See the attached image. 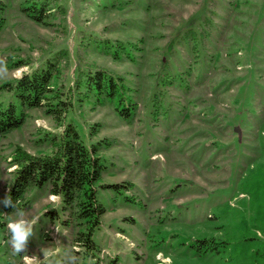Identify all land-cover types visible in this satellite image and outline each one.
I'll list each match as a JSON object with an SVG mask.
<instances>
[{
  "label": "rangeland",
  "instance_id": "374dc122",
  "mask_svg": "<svg viewBox=\"0 0 264 264\" xmlns=\"http://www.w3.org/2000/svg\"><path fill=\"white\" fill-rule=\"evenodd\" d=\"M47 1L39 25L25 0H0V87L59 56L61 91L73 61L121 75L137 109L125 123L108 106L74 103L78 133L98 122L92 140L110 141L92 249L74 246L79 226L45 187L28 189L24 211L1 207L13 149L47 153L43 134L60 126L29 109L0 136V264H264V0ZM107 39L124 44L115 65L94 53Z\"/></svg>",
  "mask_w": 264,
  "mask_h": 264
},
{
  "label": "trees",
  "instance_id": "16d2710c",
  "mask_svg": "<svg viewBox=\"0 0 264 264\" xmlns=\"http://www.w3.org/2000/svg\"><path fill=\"white\" fill-rule=\"evenodd\" d=\"M25 2L27 4L20 10L28 19L39 25H49L52 9L47 0ZM106 43L109 45L105 51L101 49L94 53L104 54L114 65L127 57L123 43L116 39H107ZM113 45L115 49H110ZM118 48H121L120 52ZM63 51L58 53L63 54ZM59 58L51 56L38 68L0 87L7 100L5 105L0 101V136L21 127L29 109H43L44 114L60 126L55 135L43 134L42 141H46L50 148L47 153L30 154L20 146L13 149L9 158V165L13 167L12 179L1 200V207L5 215L24 211L28 208L25 198L28 189L45 187L49 195L59 198L62 210L73 216L79 226L74 246L92 249L95 247L92 233L105 212L96 198V187L104 169L102 152L110 146V141L105 137L92 140L99 131L98 122L90 125L84 137L81 136L74 124V106H81L83 102L90 103L92 110L108 106L123 122L129 123L137 103L127 94L130 89L121 75L102 68L76 67L73 61L72 87L68 85L64 92L61 91L53 84L60 71ZM21 65L22 62L16 63L17 67ZM6 225L2 223L5 229ZM24 256L22 248L21 257Z\"/></svg>",
  "mask_w": 264,
  "mask_h": 264
},
{
  "label": "clouds",
  "instance_id": "9594fccd",
  "mask_svg": "<svg viewBox=\"0 0 264 264\" xmlns=\"http://www.w3.org/2000/svg\"><path fill=\"white\" fill-rule=\"evenodd\" d=\"M12 231L15 233V240L17 241L15 247L17 251L20 248V241L24 240L25 233L23 232L20 224L10 225Z\"/></svg>",
  "mask_w": 264,
  "mask_h": 264
},
{
  "label": "water",
  "instance_id": "95a60500",
  "mask_svg": "<svg viewBox=\"0 0 264 264\" xmlns=\"http://www.w3.org/2000/svg\"><path fill=\"white\" fill-rule=\"evenodd\" d=\"M234 130H235V132H237V129L236 128Z\"/></svg>",
  "mask_w": 264,
  "mask_h": 264
}]
</instances>
